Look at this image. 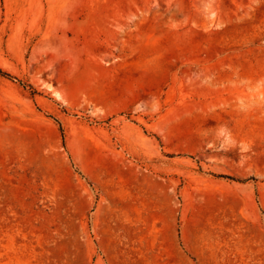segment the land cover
<instances>
[{"label": "rangeland", "instance_id": "obj_1", "mask_svg": "<svg viewBox=\"0 0 264 264\" xmlns=\"http://www.w3.org/2000/svg\"><path fill=\"white\" fill-rule=\"evenodd\" d=\"M0 68V264H264V0H0Z\"/></svg>", "mask_w": 264, "mask_h": 264}, {"label": "trees", "instance_id": "obj_2", "mask_svg": "<svg viewBox=\"0 0 264 264\" xmlns=\"http://www.w3.org/2000/svg\"><path fill=\"white\" fill-rule=\"evenodd\" d=\"M0 74H2V75H6V76H10L9 73L5 72V71L2 70L1 68H0ZM218 176H219V177L228 178V179H232V180H237V179H235L234 177L229 176V175H218Z\"/></svg>", "mask_w": 264, "mask_h": 264}, {"label": "bare ground", "instance_id": "obj_3", "mask_svg": "<svg viewBox=\"0 0 264 264\" xmlns=\"http://www.w3.org/2000/svg\"><path fill=\"white\" fill-rule=\"evenodd\" d=\"M58 97H63V95L61 94V93H59V92H56L55 93Z\"/></svg>", "mask_w": 264, "mask_h": 264}]
</instances>
